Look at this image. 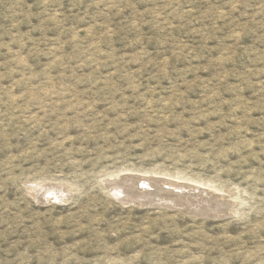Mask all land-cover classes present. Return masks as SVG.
<instances>
[{
	"label": "rangeland",
	"instance_id": "rangeland-1",
	"mask_svg": "<svg viewBox=\"0 0 264 264\" xmlns=\"http://www.w3.org/2000/svg\"><path fill=\"white\" fill-rule=\"evenodd\" d=\"M0 264H264V0H0Z\"/></svg>",
	"mask_w": 264,
	"mask_h": 264
},
{
	"label": "bare ground",
	"instance_id": "bare-ground-1",
	"mask_svg": "<svg viewBox=\"0 0 264 264\" xmlns=\"http://www.w3.org/2000/svg\"><path fill=\"white\" fill-rule=\"evenodd\" d=\"M132 178L137 182V185L135 184V186H133L127 183L125 188H111L112 193L122 201L128 202L139 200L140 203H145L144 201H146L149 196L152 197L155 195L158 198H165L166 200L173 202V206H180L183 209L194 210L198 213H216L222 212L223 210V201L222 199H218V193L215 194L210 189L212 185L210 186L209 184L198 182L196 180L194 181L197 184H192L179 182L174 179H158L155 177L152 178L139 175H132ZM150 181H153L151 185L155 186V191H152V188L151 191L148 190L147 187L150 186ZM139 182L141 183L140 185H138ZM159 185H163V188ZM43 194L44 193L41 195Z\"/></svg>",
	"mask_w": 264,
	"mask_h": 264
}]
</instances>
